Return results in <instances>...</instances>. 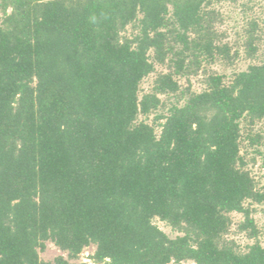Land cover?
Wrapping results in <instances>:
<instances>
[{
  "label": "trees",
  "instance_id": "trees-1",
  "mask_svg": "<svg viewBox=\"0 0 264 264\" xmlns=\"http://www.w3.org/2000/svg\"><path fill=\"white\" fill-rule=\"evenodd\" d=\"M209 3L0 0V264H89L70 260L90 245L93 264H264L257 240L240 252L225 238L233 212L258 233L244 204L264 190L244 167L240 122L264 118V60L228 83L209 74L198 93L175 78L231 59ZM168 94L156 135L138 119ZM46 241L66 257L40 259Z\"/></svg>",
  "mask_w": 264,
  "mask_h": 264
},
{
  "label": "rangeland",
  "instance_id": "rangeland-1",
  "mask_svg": "<svg viewBox=\"0 0 264 264\" xmlns=\"http://www.w3.org/2000/svg\"><path fill=\"white\" fill-rule=\"evenodd\" d=\"M210 3L204 9H210L216 14L215 30L217 38L222 43H227L230 48V60L215 59L210 62H203L197 72H188L183 76H175L181 89L189 88L191 92H201L206 88V77L209 74L217 73L224 76V81L228 83L233 74L238 71L247 69L251 64L260 63L264 60V0H209ZM2 13L0 10V23ZM137 32L135 25H128L121 32V36H131ZM252 34L253 47L256 52L253 58L247 55L246 42L249 35ZM151 57L152 51H149ZM168 62L165 64L155 63L154 72L146 76L140 84V95L149 91L153 82L160 72L168 71ZM164 102L161 107L151 115L145 117L140 116L138 121H146L155 125V133L159 135L160 126L154 123V118L159 114H166L170 104L175 101L172 94L160 95ZM183 100L179 102L181 104ZM241 138H240V155L245 163V168L254 179L256 188L264 190V118L250 124L247 120H241ZM258 137L259 144H251L246 137ZM245 207L251 212L258 230L255 239L249 238L246 233L238 230V224L243 220L241 213L233 212L230 214L231 227L226 239L233 240L237 251L244 252L249 244H253L256 240L264 246V202L255 203L249 200L245 201ZM153 223L157 225L168 237L174 238L180 235L173 230L167 223L153 219ZM95 252V245H90L83 249L76 259L70 262H87L93 264L91 256ZM40 259L44 261H52L55 257L62 255L66 257V253L58 249L51 241L45 242V250L39 251ZM169 264H195L192 261H184L182 263Z\"/></svg>",
  "mask_w": 264,
  "mask_h": 264
}]
</instances>
